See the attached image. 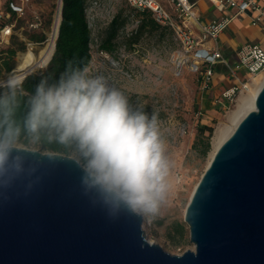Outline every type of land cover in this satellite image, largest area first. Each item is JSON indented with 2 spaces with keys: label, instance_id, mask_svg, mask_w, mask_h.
Here are the masks:
<instances>
[{
  "label": "water",
  "instance_id": "95a60500",
  "mask_svg": "<svg viewBox=\"0 0 264 264\" xmlns=\"http://www.w3.org/2000/svg\"><path fill=\"white\" fill-rule=\"evenodd\" d=\"M12 151L22 166L0 172V264H264V84L190 194L194 248L180 254L150 241L141 215L110 217L86 195L78 158Z\"/></svg>",
  "mask_w": 264,
  "mask_h": 264
},
{
  "label": "rangeland",
  "instance_id": "374dc122",
  "mask_svg": "<svg viewBox=\"0 0 264 264\" xmlns=\"http://www.w3.org/2000/svg\"><path fill=\"white\" fill-rule=\"evenodd\" d=\"M57 2L58 0L32 1L31 8L41 12V27L36 30H18L9 43L0 45V49L8 46L16 49L12 57L13 70H2L0 79L6 74L16 72L18 53L26 51L29 46L36 53L41 47L51 28ZM102 4L110 17L106 15L98 18L92 29L94 40L90 45L92 55L89 75L104 76L112 87L119 89L128 98L131 108L139 109L149 116H157L166 145L165 155L170 164L167 177L169 189L166 201L155 214L141 216L149 240L158 243L169 253L180 254L186 249L194 248L189 240L188 225L183 221L184 211L190 194L206 167L214 131L217 126L231 125L229 116L236 108L239 97L246 92L231 97L222 96V92L230 87L234 80L221 65L215 66L212 79L214 83L208 88H203L199 71L195 70V65L190 64L191 57L181 63L184 57L182 50L173 40L167 27H140L142 19L147 20V16L140 15L139 11L129 7L122 0H102ZM117 13L121 14L124 22L114 40L116 48L113 53L108 52V57H104L98 53L97 45ZM28 18L29 16L20 18L16 24L24 26ZM40 35H43L42 41H38ZM31 36L36 37L31 39ZM222 51L228 53L230 59H234L233 47L222 45ZM122 54L119 65H114L115 56ZM44 67L35 68L31 72ZM3 88V84H0V91ZM199 125L213 128L210 149L205 157L199 154L200 144L194 147L198 140ZM13 145L50 152L30 138L27 142L16 139ZM68 155L80 160L74 148ZM178 223L182 224L181 231H177Z\"/></svg>",
  "mask_w": 264,
  "mask_h": 264
},
{
  "label": "clouds",
  "instance_id": "9594fccd",
  "mask_svg": "<svg viewBox=\"0 0 264 264\" xmlns=\"http://www.w3.org/2000/svg\"><path fill=\"white\" fill-rule=\"evenodd\" d=\"M71 64L66 63L56 82L41 79L35 85L24 131L33 141L43 137L74 148L84 193H100L110 217L120 212L155 214L166 201L170 168L157 116L131 108L104 76H91L86 66ZM22 84L9 75L3 85L8 92L0 96V172L22 166L12 151L21 130L12 117Z\"/></svg>",
  "mask_w": 264,
  "mask_h": 264
},
{
  "label": "built area",
  "instance_id": "2783aa9c",
  "mask_svg": "<svg viewBox=\"0 0 264 264\" xmlns=\"http://www.w3.org/2000/svg\"><path fill=\"white\" fill-rule=\"evenodd\" d=\"M32 1L0 0V45L9 43L18 30H36L41 27V12L31 8ZM122 1L137 11L149 12L155 22L171 31L173 40L180 46L184 56L181 63L191 57L190 64L195 65V70L199 71L203 88L210 86L214 74L213 67L217 63L224 65L228 76L234 80L233 84L222 92L223 97L246 92L253 76H264L263 45L252 41L240 43L235 49L233 62H230L223 56L219 43L221 32L234 19L247 17L251 25L260 26L264 30V0H206L218 15L204 22L196 10L199 0ZM84 12L91 31L98 18L106 15L110 17L103 7L102 0H87ZM26 16L29 18L25 25L18 26L17 20ZM98 53L108 57V52L104 50H98ZM122 57L123 54L115 56L113 64L119 65Z\"/></svg>",
  "mask_w": 264,
  "mask_h": 264
},
{
  "label": "trees",
  "instance_id": "16d2710c",
  "mask_svg": "<svg viewBox=\"0 0 264 264\" xmlns=\"http://www.w3.org/2000/svg\"><path fill=\"white\" fill-rule=\"evenodd\" d=\"M87 0H62L61 5V21L59 32L55 40L54 53L43 69L26 74L21 80L23 82L22 89H18L15 93L13 120L20 126V134L17 139H22L24 142L29 140L26 132L23 129V118L27 111V101L31 93L34 91L35 85L41 80H47L48 83H54L65 71V66L71 60L73 68L88 67L91 60L90 43L93 40L92 31L88 26L85 16V6ZM142 16H147V20L140 23L141 26H149L151 28L162 27L154 21L150 13L147 11H139ZM123 19L121 14L117 13L109 22L105 29L104 35L100 37L97 45L98 50H104L113 53L115 46V38L118 35L119 28L122 26ZM36 36H31V39ZM43 40V35L38 37V41ZM16 49L8 46L0 49V73L2 70L12 71L13 60ZM8 89L5 87L0 91V96L5 95ZM3 129L0 128V132ZM207 132V135L204 133ZM213 128L208 125L198 126V140L194 147L201 145L199 154L205 157L210 149V136ZM42 148L53 152L68 154L72 147H66L55 141H49L43 137L36 141ZM177 231H181L182 224H176Z\"/></svg>",
  "mask_w": 264,
  "mask_h": 264
},
{
  "label": "bare ground",
  "instance_id": "6f19581e",
  "mask_svg": "<svg viewBox=\"0 0 264 264\" xmlns=\"http://www.w3.org/2000/svg\"><path fill=\"white\" fill-rule=\"evenodd\" d=\"M61 20V3L58 1V5L54 11L53 21L50 30L46 34L45 40L42 42L41 47L36 53L32 51V47L29 46L24 52H20L17 55V61L15 64V73H9V75H14L20 79L24 73L29 72L38 67H44L50 60L55 47V40L58 35V27ZM177 60V59H176ZM181 60V59H180ZM179 65V64H178ZM9 75H4V78L0 79V84L4 85ZM264 84V76L257 74L252 77L251 82L247 85V90L244 95L239 97V102L236 108L231 112L229 119L231 125L217 126L212 137V148L209 152V157L206 163H209L212 156L214 155L217 148L221 143L231 134L238 122L243 118V116L255 106V97L259 92L260 88ZM196 185V184H195ZM151 241V240H150Z\"/></svg>",
  "mask_w": 264,
  "mask_h": 264
},
{
  "label": "crops",
  "instance_id": "0c3cea01",
  "mask_svg": "<svg viewBox=\"0 0 264 264\" xmlns=\"http://www.w3.org/2000/svg\"><path fill=\"white\" fill-rule=\"evenodd\" d=\"M196 10L198 14L200 15L201 20L203 22L209 21L213 19L216 15H218V13L213 9V7L206 0H199ZM245 41L257 42L263 45L264 30L260 26L251 25L247 17L242 18V19H234L232 23L223 32H221L219 36L220 49H221L223 56L228 58L230 62H233L234 59L233 60L230 59L229 54L228 53L226 54L222 51V45L233 47L234 52H235L236 47L240 43L245 42ZM233 42L235 43V46H233ZM216 65H221L222 67H225L224 65L219 64V63L215 64L213 67L214 73H215Z\"/></svg>",
  "mask_w": 264,
  "mask_h": 264
}]
</instances>
